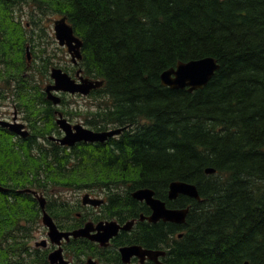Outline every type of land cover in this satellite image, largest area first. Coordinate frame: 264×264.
<instances>
[{
    "label": "trees",
    "instance_id": "obj_1",
    "mask_svg": "<svg viewBox=\"0 0 264 264\" xmlns=\"http://www.w3.org/2000/svg\"><path fill=\"white\" fill-rule=\"evenodd\" d=\"M48 15L66 17L82 41L83 75L103 81L87 123L125 128L68 148L40 126L21 136L0 124V264H49V248L32 243L41 207L26 189L46 195L60 228L74 229L82 219L49 191L76 184L109 189V208L125 217L144 212L130 195L139 187L188 205L179 227L139 230L146 245L167 244L166 264H264V0H0V84L41 117L50 115L37 107L40 85L56 65ZM208 55L219 68L203 87L161 84L177 61ZM172 180L194 183L200 199H168ZM175 228L183 233L170 240ZM89 246L76 241L66 252Z\"/></svg>",
    "mask_w": 264,
    "mask_h": 264
},
{
    "label": "water",
    "instance_id": "obj_2",
    "mask_svg": "<svg viewBox=\"0 0 264 264\" xmlns=\"http://www.w3.org/2000/svg\"><path fill=\"white\" fill-rule=\"evenodd\" d=\"M53 32L56 41L60 46H66L69 54L72 57L73 61L81 58V39L73 33L71 25L67 22L65 16H61L53 21ZM27 56L28 48H27ZM219 68V63L214 56L208 55L201 58L190 59L187 61H177L174 66H171L163 70L160 75V82L163 85L169 86L171 88H187L188 91H193L195 89L201 88L209 81L213 76L214 72ZM50 77L53 80V83L47 84L45 91L48 94V98L53 100L54 103L58 102L59 97L56 94H53L51 90H62L70 93L79 92L82 94H87L90 89L98 87L102 84V80H92L87 77H81L79 82H76L71 78L66 72L62 71L59 67H52L50 71ZM57 123L64 130L65 134L59 139L61 144L72 145L76 141L84 140L89 142L94 141H104L108 137L116 135L122 131L124 127H118L103 131H94L90 128H86L81 124H76L74 129L66 121L65 118L60 116L57 119ZM0 124L2 126L8 127L13 132L26 136L28 131L24 128V124L18 121H6L0 119ZM206 173L214 172V169L209 167L205 169ZM31 191L39 200L41 207V221L45 227H47V236L49 241L59 245L56 249L52 250L48 254V260L51 264H68V261L65 260L62 256V250L60 242L62 238L68 240L70 236L72 237H87L91 240H98L104 243L112 234H115L118 229V224L115 221H108L105 225L98 224L103 229L102 233L92 234L93 230L92 222H86L82 227L69 231H61L57 228L52 216L45 210L46 199L43 195L38 194L37 191L32 189H26ZM179 194L186 195L188 197L199 200L200 195L198 193L197 187L194 183L187 182L184 180H172L168 184L167 197L168 199H174ZM131 196L137 199H144L146 204L152 209V213L148 216V220L156 221L162 219L164 221H171L178 224L185 222L186 215L188 213V206L170 208L166 206L164 200L154 197V190L149 187L137 188L131 193ZM84 202H89L92 204H98L101 200L90 198L88 194L83 196ZM181 233H179V236ZM47 243L46 239H42L39 242H36V245L45 246ZM138 247L130 246L124 247L121 249L123 259L127 260V256L134 250H138ZM138 252V251H137ZM163 251L144 249L139 253L142 256L147 255L149 258L154 259L157 264H163L158 260L157 256ZM142 259V258H141ZM88 264H93L92 260H88ZM247 264V263H245Z\"/></svg>",
    "mask_w": 264,
    "mask_h": 264
},
{
    "label": "flooded vegetation",
    "instance_id": "obj_3",
    "mask_svg": "<svg viewBox=\"0 0 264 264\" xmlns=\"http://www.w3.org/2000/svg\"><path fill=\"white\" fill-rule=\"evenodd\" d=\"M61 47L65 48L68 53L66 46H60L59 48L61 49ZM68 56H69V60L67 61V63H65V65L56 66V67H60L62 71L66 72L76 82H79L81 77H85L82 73V69L79 67L80 59H76V61H73L69 53H68ZM31 68H33V65H31ZM50 83H53V80L51 79L50 72H49V78L45 82V85L41 88L43 92L42 96L44 97V101L41 102V100H39L37 103V107H41L42 110L46 111L48 109L47 116L48 115L50 116L48 117L37 116V113L35 111L40 110V109H37V110L34 109L32 112H30V114L32 115H27L26 111H23L20 107L17 106L16 103H13L12 114L8 116L7 118H5V120L10 121V122L12 121L21 122L22 121L21 123H23V120H24L25 123L23 124L27 126L29 131L33 129L34 127H39V126L43 129H47V132H49L48 134L49 139L59 144H61L59 139L63 137V135L65 134L64 130L57 123V119L60 116L66 119V121L71 125L73 130H75L74 126L76 124H81L82 126H86L88 128L95 130L92 126L89 125V123H87V121H89V118L88 117L85 118V115L87 114V112H89L90 109H87L86 111H84V106L83 105L79 106L77 102V98H76V97H80V98L91 97L90 94L94 88L90 89V91L87 94H82L79 92L70 93L67 91L53 89L51 90V92L53 94H56L59 97L58 102L54 103L53 100L48 98V94L44 90L46 85ZM69 98H72V100H70ZM2 110L3 109L0 108V117H2L1 116ZM32 118H33V121H32ZM35 118H36V121H34ZM80 142H89V141L80 140V141L74 142L72 145H67V144H61V145L67 146L68 148H72L74 145ZM94 142H97V141H94ZM94 142H90V143H94ZM83 188H78L77 190H81ZM94 188H95L96 193L100 191V190H97L96 187ZM86 189H89L90 191H92L93 187H89ZM108 190L109 189L107 188L101 189L100 193H102L104 196L97 197V199L101 200L98 204L84 202L83 195H82V197H77L75 202L71 201L73 202V204L69 202L68 206L71 207L72 210H74L72 214V219L73 217H76V218L80 217L82 219V223L79 226H83L86 222H92V225L94 228L93 230H91L92 234L102 233L103 229L100 226L97 227V225L98 224L105 225L106 222L108 221H115L116 224H118V229L116 233L112 234L102 244L98 240H91L84 236L70 237L68 240L62 239L60 242V246H61L63 258L68 261V264H88L89 259L92 260L93 264H157L154 259L149 258L147 255L142 256V254L139 253L140 248H141V250L152 249V250L163 251L162 252L163 254L158 255L157 258L158 260L166 264L163 258L166 255L167 248L165 246L167 244L162 243L160 245H157V247L146 245V243H144L145 236L141 235L139 233V230L141 229V231H144V234H145L148 226H151L154 224L165 225V223L171 224L172 226L173 225L178 226V223L171 222V221H164L162 219H158L156 221L148 220L147 217L151 215L152 209L150 208L148 204H146L144 199H137L132 196L131 197L137 200V202L144 204V212L141 211L138 214L129 213V216L127 217H125L126 215H123L124 213L116 214V212L111 211V209L109 208L110 203L106 195V193L109 192ZM130 195H131V192H130ZM154 197H157L155 195V192H154ZM166 205L168 207H177V206H171L168 203H166ZM55 209L56 208L53 207V210ZM92 209H94V213H89L88 210L91 211ZM69 213L70 212L67 210L66 214H62V216L64 217V220H65V217H68ZM55 224L57 228L62 231L70 230V229L60 228L57 225L56 221H55ZM179 232H180V229L175 228L174 232L168 234V238L171 240L172 237H179L178 236ZM81 240L90 245L89 249L86 251L88 253L84 252V249H82L81 254L78 257H76L74 254L66 252L67 245L73 242H76V241H81ZM45 246L49 248L48 254L52 250L59 247V245L52 243V242H48ZM130 246L138 247L139 248L137 250L138 252L134 250L127 256L126 258L127 260H124L121 249L124 247H130ZM47 258H48V255H47Z\"/></svg>",
    "mask_w": 264,
    "mask_h": 264
},
{
    "label": "rangeland",
    "instance_id": "obj_4",
    "mask_svg": "<svg viewBox=\"0 0 264 264\" xmlns=\"http://www.w3.org/2000/svg\"><path fill=\"white\" fill-rule=\"evenodd\" d=\"M55 18H57L56 15H48V16H45V18L43 20H44V23L46 24V26L50 27L49 29L51 30L52 38L54 39V41L50 42V45H49L50 52L54 49L55 53H56V55H54V58H52L54 60V64H56V65H52V66H63L69 60V56H68L66 49L63 47H61V49H60L59 48L60 46L58 45L57 41L55 40L53 29H52L53 20ZM28 54H29V57L26 60L29 62L30 68H31V65L33 64L34 60L32 59V54L31 53H28ZM37 63H39V62H37ZM36 76H37L36 77L37 80H39V76L37 73H36ZM46 81L47 80L45 78L42 79V83L40 85L41 88L45 85ZM1 89H2V91L0 92V108H2L3 110H2V114H1L2 117H0V118L5 119L12 114V111H13L12 106H13V103H15V102H13L12 98H9V96H8V95H10L9 90L4 89V85L0 84V90ZM76 98H77V102H78L79 106H81V105L84 106V111H86L87 109H92L93 106L95 105V100L92 99L91 97H85V98L76 97ZM69 99L72 100V98H69ZM32 105H33V103H32ZM21 107H23V105ZM33 108H34V106H33ZM23 109L27 112V115H32V114H30V112L27 111V110L32 109L31 103L28 106H24ZM31 111H33V110H31ZM75 120H77V119H75ZM78 121H80V120H78ZM23 123H25L24 120H23ZM24 128L27 131H29L27 126L24 125ZM83 187H84V185H81V184H76L75 186H72L71 188L69 186L55 187L54 189H51L49 191V196L52 198V202H54V203H57L58 199L66 198V199H68L67 201L72 203V204H73V202L76 201L77 197H82V195H84L86 193H88L93 198L104 196L102 193H100L101 188L99 186L90 185V186H87L84 188ZM89 187H93V190L90 191L89 189H86ZM94 187H96L97 190H100V191H98L96 193ZM78 188H83V189L77 190ZM45 197H46V195H45ZM71 201H73V202H71ZM88 212L94 213V209H92L91 211L88 210ZM45 237H46V228L41 223L40 229L35 232V237H34V240L32 241V243L34 244L35 241H40L42 238H45Z\"/></svg>",
    "mask_w": 264,
    "mask_h": 264
},
{
    "label": "bare ground",
    "instance_id": "obj_5",
    "mask_svg": "<svg viewBox=\"0 0 264 264\" xmlns=\"http://www.w3.org/2000/svg\"><path fill=\"white\" fill-rule=\"evenodd\" d=\"M173 200V199H172Z\"/></svg>",
    "mask_w": 264,
    "mask_h": 264
}]
</instances>
